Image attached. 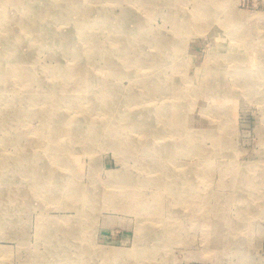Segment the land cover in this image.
Returning <instances> with one entry per match:
<instances>
[{
    "label": "rangeland",
    "instance_id": "obj_1",
    "mask_svg": "<svg viewBox=\"0 0 264 264\" xmlns=\"http://www.w3.org/2000/svg\"><path fill=\"white\" fill-rule=\"evenodd\" d=\"M0 12V264H264V0Z\"/></svg>",
    "mask_w": 264,
    "mask_h": 264
},
{
    "label": "bare ground",
    "instance_id": "obj_2",
    "mask_svg": "<svg viewBox=\"0 0 264 264\" xmlns=\"http://www.w3.org/2000/svg\"><path fill=\"white\" fill-rule=\"evenodd\" d=\"M28 11V10H27ZM215 11V10H214ZM1 13V12H0ZM204 16V15H203ZM210 17V16H209ZM248 19H251V20H253V21H256V22H262L261 20L262 19H257V17H255L254 15H248V16H246ZM241 17H239V19L237 18V16L236 15H234V16H232L231 17V19H233V20H235V21H233L234 23L235 22H240V19ZM214 19V18H213ZM237 27V26H236ZM24 28V27H23ZM150 87V86H149ZM153 89V88H152ZM210 131V130H209ZM28 166V165H27ZM28 171V170H27ZM29 173V172H28ZM8 174V173H7ZM27 175V174H26ZM40 178V177H39ZM39 183V182H38ZM23 184V183H22ZM2 196V195H1ZM1 198V197H0ZM21 202H23V201H21ZM237 220H238V218L239 217H242V216H247L246 214H244V211L242 210V212H240L239 213V211H237ZM236 224H237V221H234V225L236 226ZM224 225H226V224H224ZM223 233H225V229L223 230L222 228H220L218 231H215V233H214V239L215 240H213V239H211V240H213L214 241V243L216 244H218V243H221V242H223L224 241V238H225V236L226 235H224L223 236ZM226 241V240H225ZM165 245V244H164ZM212 246H215V245H212ZM121 253V254H120ZM124 252H119V251H115V255H122ZM124 255L125 256H127L128 257V255L129 254H126V253H124ZM65 258V257H64Z\"/></svg>",
    "mask_w": 264,
    "mask_h": 264
}]
</instances>
